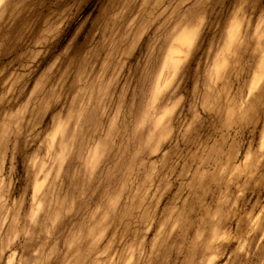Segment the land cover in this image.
Instances as JSON below:
<instances>
[{"label": "rangeland", "instance_id": "obj_1", "mask_svg": "<svg viewBox=\"0 0 264 264\" xmlns=\"http://www.w3.org/2000/svg\"><path fill=\"white\" fill-rule=\"evenodd\" d=\"M0 264H264V0H0Z\"/></svg>", "mask_w": 264, "mask_h": 264}]
</instances>
